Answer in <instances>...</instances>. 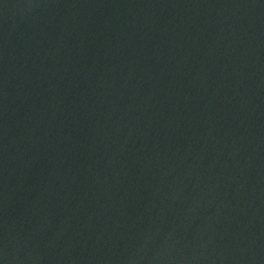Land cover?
<instances>
[{"label": "water", "instance_id": "obj_1", "mask_svg": "<svg viewBox=\"0 0 264 264\" xmlns=\"http://www.w3.org/2000/svg\"><path fill=\"white\" fill-rule=\"evenodd\" d=\"M0 264H264V0H0Z\"/></svg>", "mask_w": 264, "mask_h": 264}]
</instances>
